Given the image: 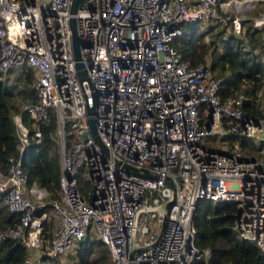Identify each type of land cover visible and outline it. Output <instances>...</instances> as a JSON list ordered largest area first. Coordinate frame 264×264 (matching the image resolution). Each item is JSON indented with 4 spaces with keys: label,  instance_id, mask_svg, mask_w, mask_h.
<instances>
[{
    "label": "built area",
    "instance_id": "obj_1",
    "mask_svg": "<svg viewBox=\"0 0 264 264\" xmlns=\"http://www.w3.org/2000/svg\"><path fill=\"white\" fill-rule=\"evenodd\" d=\"M71 1L0 0V81L21 65L36 91L22 106L33 128L12 113L17 151L0 170V193L20 217L0 228V240L21 241L24 264L74 251L87 232L105 243L109 264H190L210 254L196 245L192 221L197 201L207 197L233 203L236 234L264 249V115L245 113V91L221 97L224 76L210 70L209 59H183L176 46L180 22L203 15L232 33L248 20L264 26V9L246 14L259 0H80L73 13L78 58ZM52 112L59 196L44 198L48 190L28 183L23 158L40 139L38 122Z\"/></svg>",
    "mask_w": 264,
    "mask_h": 264
},
{
    "label": "trees",
    "instance_id": "obj_2",
    "mask_svg": "<svg viewBox=\"0 0 264 264\" xmlns=\"http://www.w3.org/2000/svg\"><path fill=\"white\" fill-rule=\"evenodd\" d=\"M261 0L258 1L261 9ZM255 13V11H254ZM251 21V20H250ZM246 21H244L245 23ZM182 32L176 44L183 59L192 64L209 59L210 70L224 76L220 96L225 97L245 91L251 99L243 103L248 116L264 115V26L249 23L240 33H231L224 37V28L208 27L201 30L195 21L180 22ZM261 27V28H259ZM207 35L205 38L204 35ZM247 44L245 48L243 45ZM208 56V57H207ZM22 76L25 83L15 93L5 81H0V170L4 171L9 163V156L16 153L18 136L12 117L18 112L24 122L31 117L18 103L29 97H36L31 85L33 74L27 67ZM261 94L257 95V90ZM41 131L40 139H32L23 158V167L28 173V183L34 181L49 192L50 198L59 196L60 151L59 144L52 134L56 126L55 114L38 122ZM236 207L226 200L213 201L201 197L194 209L193 224L196 228L195 243L200 248L208 247L207 257H195L190 264H264V249L250 240L240 237L234 229ZM20 212L9 210L0 193V228L14 225ZM53 216L44 227L41 246H46L51 235ZM75 264H109V251L93 233L87 232L79 246L73 251ZM27 254L26 246L15 237L6 236L0 240V264H24ZM55 257L42 254L40 264H63L55 262Z\"/></svg>",
    "mask_w": 264,
    "mask_h": 264
},
{
    "label": "rangeland",
    "instance_id": "obj_3",
    "mask_svg": "<svg viewBox=\"0 0 264 264\" xmlns=\"http://www.w3.org/2000/svg\"><path fill=\"white\" fill-rule=\"evenodd\" d=\"M261 6V9H259V5H258V2H254L253 3V8L250 10V11H247L246 14H249L250 12H254L256 10V12L264 9V3L262 2L260 4ZM258 13H255V14H252V15H257ZM191 21H195L196 25L197 26H200L201 30H204L206 31L208 27H211L213 26L212 28L214 29H218V28H221L223 27L224 28V31H223V34H224V37L231 34L233 32V30L231 29V27H227L226 25L218 22L215 18L213 17H208V16H201V17H198V19H195V20H191ZM252 21L248 20L244 23V28L249 24L251 23ZM261 28V27H259ZM238 34V33H237ZM264 34V33H263ZM205 38L207 37V35L205 34L204 35ZM20 70H21V65H15L13 66L7 73V78L4 80L5 81V84L7 86H9L15 93H17V89H18V86H17V82L18 81H21L22 83H25V79L21 76L20 74ZM18 103L23 106V103H24V100H22V102L19 100ZM220 135H216L215 138L218 140ZM211 142H216L215 140H213L211 138ZM258 142V140H256ZM250 143L248 142V145H247V150L249 151V153H254L255 152V148L254 147H251L249 146ZM222 148H227V147H222ZM44 198H49L48 196V193L47 191L44 192L43 194ZM42 250H40L41 252ZM74 253L73 251L71 252H67V253H64V254H61L60 256H55V262H58V263H63V264H75V256H74Z\"/></svg>",
    "mask_w": 264,
    "mask_h": 264
},
{
    "label": "water",
    "instance_id": "obj_4",
    "mask_svg": "<svg viewBox=\"0 0 264 264\" xmlns=\"http://www.w3.org/2000/svg\"><path fill=\"white\" fill-rule=\"evenodd\" d=\"M79 1L80 0H72L71 1L70 12L72 14L69 17V22H70L71 31H72V45H73V51H74L75 58H78L80 56V54H79L80 42L78 41V37H77V33H76L75 15L73 13L76 12ZM76 66L79 68L78 71H79L81 77L86 76L85 73H84L85 68L82 66V61L77 60L76 61ZM88 111L92 112L93 111V106H89L88 107ZM88 124H89V127H90V130H91L92 134L95 137H98L97 136L96 124H95V120H94L93 116H89L88 117ZM82 134H83L84 138L87 137V133L85 131H83ZM130 166L135 171H139V172H141L143 174H149V171L146 168H137V167H135L133 165H130ZM169 204H170V202L167 205H169ZM136 249H137L136 247L132 246V248H131V256L134 255Z\"/></svg>",
    "mask_w": 264,
    "mask_h": 264
},
{
    "label": "crops",
    "instance_id": "obj_5",
    "mask_svg": "<svg viewBox=\"0 0 264 264\" xmlns=\"http://www.w3.org/2000/svg\"><path fill=\"white\" fill-rule=\"evenodd\" d=\"M261 60H262V62L264 63V55H262V58H261ZM24 68H22L21 70H20V74H21V72H22V70H23ZM8 73V72H7ZM7 73L5 74V76H4V79L3 80H5L6 78H7ZM22 76V75H21ZM19 83H22L21 81H18L17 82V86H18V84ZM24 84V83H23ZM20 87H18V89H19ZM22 88V87H21ZM19 91V90H18Z\"/></svg>",
    "mask_w": 264,
    "mask_h": 264
}]
</instances>
